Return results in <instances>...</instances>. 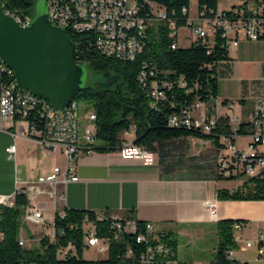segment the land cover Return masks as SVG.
I'll return each mask as SVG.
<instances>
[{
	"label": "trees",
	"instance_id": "obj_1",
	"mask_svg": "<svg viewBox=\"0 0 264 264\" xmlns=\"http://www.w3.org/2000/svg\"><path fill=\"white\" fill-rule=\"evenodd\" d=\"M8 6L29 13L34 0H6ZM146 12L148 4H155L165 12V21H172L177 29L187 25L189 0H139ZM218 0H197L199 14L206 17L216 13ZM67 35L75 48L77 64L87 67L99 80L81 88L74 101L83 102L86 110L94 114L95 143L93 152H115L122 145L131 143L145 151L155 154L157 166L162 177L178 180H205L219 182L224 179L216 170L217 152L225 143L232 142V130L227 115L215 116V125L207 134L179 127L169 122L173 115L188 112L195 104L209 106L218 96L219 80L231 74L232 60L228 56L225 39L215 35L212 43L196 41L187 47L176 46L175 38L169 36L167 24L159 23L148 31L141 44V51L134 61H123L106 56L95 47L96 35L90 31L67 29ZM13 76L5 73V79ZM155 84V85H154ZM243 98L246 82H242ZM162 92L163 97L154 99L153 88ZM37 103L47 102L35 98ZM225 103V102H224ZM212 107V106H211ZM211 107H209L210 110ZM34 111L30 124L40 129L41 121ZM38 117V116H37ZM34 122V124H33ZM242 126L241 123L239 124ZM244 133V127L239 129ZM123 135H129L123 138ZM189 139L210 143L212 162L207 165L192 164L183 160L180 146ZM221 139H225L224 142ZM179 152L178 157L175 153ZM194 161L195 158H187ZM186 167L188 177H181L180 170ZM185 168V169H186ZM250 184V185H249ZM216 198L225 200L264 201V182L258 178L245 180L236 190L218 189ZM27 199L22 192L14 195V207H0V264H140L139 258L145 251L144 243H137L135 236L124 235L109 245L106 259L88 261L83 258L85 251L80 231L84 218L96 220V213L85 210L64 209V217L57 213L54 218L55 230H64L51 242L40 234L37 248L26 249L19 245V228ZM135 219L131 211L124 217ZM138 228L144 222L137 221ZM244 223L241 220H222L216 223L217 245L214 259L210 264H247L228 258L229 251L237 245L233 242V225ZM97 234L104 236L105 222L96 221ZM74 225L73 230L69 228ZM166 252L154 254L149 264H188L180 262L177 256L175 234L172 231L160 232ZM68 240L73 241L75 249L65 256L58 255V248ZM130 252L128 255L127 253Z\"/></svg>",
	"mask_w": 264,
	"mask_h": 264
},
{
	"label": "built area",
	"instance_id": "obj_2",
	"mask_svg": "<svg viewBox=\"0 0 264 264\" xmlns=\"http://www.w3.org/2000/svg\"><path fill=\"white\" fill-rule=\"evenodd\" d=\"M3 5V14L12 18L17 25L26 28L33 22L32 16L17 8L10 7L6 0H0ZM49 20H57L61 29L76 31H90L96 35L95 47L106 56L123 61H134L141 51V44L148 36V31L159 23L167 24L169 36L175 38L176 46L188 45L196 42L212 43L215 35L219 34L225 39L228 51L238 46L241 40L264 41V0H238L228 8L217 9L209 17L199 14L191 20L189 8L187 11V25L177 29L174 22L165 21V12L155 4H148L150 13L146 12L144 5L139 0H45ZM185 29L186 33L180 41L178 31ZM5 73H13L0 60V129L10 134L13 138L24 135L35 142L43 144L52 151H61L64 157V169L54 168L52 173L38 178L32 183L16 181V191L12 196H0V207L13 208L15 193L22 192L27 199V206L23 209L22 219L28 224L44 228V234L51 242H57V236L64 230H55L54 218L48 219L45 212L55 208L56 201L64 202L63 188L69 182H77V163L81 154H92L95 120L90 111L86 114V125L80 127L78 103L68 104L65 111H55L37 103L26 91L20 90L14 84L5 83ZM155 85V84H154ZM151 96L154 99L163 97L162 92L153 88ZM234 103L226 102L225 107L233 110ZM205 105L195 104L188 112L173 115L169 122H179V127L194 129L202 133H209L215 125V116L209 115ZM36 119L41 121L40 129L29 125L34 113ZM196 112V114H195ZM38 116V117H37ZM230 118H242V126H230L232 142H227L218 150L216 157V170L224 181L235 182L236 190L245 180L258 178L264 182V99L259 98L253 108L246 114L229 115ZM10 127H5L6 124ZM17 124L12 131V125ZM34 124V122H33ZM244 127V133L239 129ZM222 142L225 139H221ZM206 143L207 141H200ZM121 159H139L145 165L156 163V156L141 147L131 143L122 145L117 150ZM9 159H14L15 145L6 149ZM239 183V184H238ZM250 185V184H249ZM205 206L210 215H215V205L206 201ZM59 214V213H58ZM96 220L84 218L80 231L82 242L86 249H96L98 254H108L109 245L117 242L124 235L135 236L137 243L146 245L145 251L139 258L140 264L152 262L154 254L166 252L165 244L160 239V232L150 222H144L143 228H138L136 219H125L106 214H95ZM62 218L64 212L59 214ZM96 221L105 222L102 228L104 236L97 234ZM69 228L73 230L74 225ZM242 224L233 225V242L238 245L241 240ZM264 237L259 234L256 241L243 242L242 248L256 247L257 259L264 261ZM19 245L24 247L19 237ZM75 249L74 243L68 240L58 248V255L65 256ZM130 252L127 253V255ZM228 258L233 259L232 251Z\"/></svg>",
	"mask_w": 264,
	"mask_h": 264
},
{
	"label": "crops",
	"instance_id": "obj_3",
	"mask_svg": "<svg viewBox=\"0 0 264 264\" xmlns=\"http://www.w3.org/2000/svg\"><path fill=\"white\" fill-rule=\"evenodd\" d=\"M228 56L232 60V78L237 82H232V79L219 81L217 98L205 107L209 113L212 106L213 114L209 115H237L234 113L237 107L241 108L239 115L247 114L259 98L264 99V41L241 40L228 52ZM243 81L246 82L244 98ZM254 85L257 91L253 90ZM255 91L258 96L249 97ZM224 102L234 103L233 110L227 109ZM12 126L15 131L17 124ZM5 127H10V124ZM122 137L128 139L129 135ZM0 140V196H12L17 180L32 183L51 174L54 168L64 169L61 151H52L24 135L13 138L0 132ZM11 145H15L14 159H9L6 153ZM17 164L30 168L25 179H19L22 171ZM77 176V182H69L59 188L64 191L65 200L61 203L56 201L55 208L45 212L49 220L56 212L63 213L64 209L87 210L119 218L133 211L137 221L150 222L157 231H172L177 243L179 237L202 238L208 229L216 233V223L222 220L243 221L240 236L254 233L252 238L257 239L259 234L264 237V201L217 200L218 189L232 191L233 187H220L221 181L167 179L161 176L157 159L155 164L145 165L139 159H121L117 151L83 153L78 159ZM206 201L215 205L213 217L205 206ZM179 247L178 243L180 262L204 264L202 260L180 259ZM237 247L239 251L246 250L240 245ZM237 262L247 263V260Z\"/></svg>",
	"mask_w": 264,
	"mask_h": 264
},
{
	"label": "water",
	"instance_id": "obj_4",
	"mask_svg": "<svg viewBox=\"0 0 264 264\" xmlns=\"http://www.w3.org/2000/svg\"><path fill=\"white\" fill-rule=\"evenodd\" d=\"M46 5V4H45ZM0 60L13 71L17 87L61 111L83 88V66L64 29L53 26L48 13L23 28L0 9Z\"/></svg>",
	"mask_w": 264,
	"mask_h": 264
},
{
	"label": "rangeland",
	"instance_id": "obj_5",
	"mask_svg": "<svg viewBox=\"0 0 264 264\" xmlns=\"http://www.w3.org/2000/svg\"><path fill=\"white\" fill-rule=\"evenodd\" d=\"M238 2V0H218V7L219 9L228 8L231 5H234ZM47 13V7L45 5V0H34V4L28 13L32 18H35L37 15ZM189 17L191 20H195L197 18V0H189ZM186 30L181 29L178 31V35L181 38L183 35H185ZM183 47H187L188 43L185 42L182 44ZM235 61H233V64ZM233 73H231L228 77H223L219 81L223 79H232L233 81H236L235 78L233 80ZM99 80V77H97L95 74H93L87 67H83V75H82V87H85L87 85H92L96 81ZM253 85V84H252ZM253 90H256V85H254ZM252 90V91H253ZM257 91V90H256ZM252 92V94L249 97H256L257 92ZM78 108H79V117H80V127L84 128L86 125V114H88V110H86L85 105L83 102H77ZM237 105V104H236ZM207 110V108H206ZM208 112V110H207ZM221 112V110H219ZM209 113L213 114V111L210 110ZM229 113V112H228ZM234 113L239 115L241 114V108L237 107L234 110ZM196 114V112H195ZM242 116H246V114H242ZM13 131V130H12ZM3 134H6L10 136L7 132L1 130L0 131ZM1 142V140H0ZM180 146V153L183 156V160L190 166L192 164H198V165H207V163L211 164L212 162V152L210 150V143H201L200 141L189 139L185 143H183ZM179 152L175 153L176 157H178ZM187 158H195L194 161H189ZM17 168L22 171L21 174L18 175L19 179L23 178L25 179V174L30 171V168H28L26 165L22 166L21 164H17ZM183 167L179 175L181 177H188L187 168ZM239 184V183H238ZM236 183L232 181H221L219 183L220 187H226V188H235ZM21 225L19 228V237L24 243V248L26 249H32L37 248V241L40 235L41 231H44V228H41L40 226H35L32 224H28L24 222V220L20 219ZM264 229V228H263ZM264 231V230H263ZM205 236L202 238H187L182 237L178 238V243L180 245L179 247V255L180 259L186 260V261H198L202 260L204 264H210L214 259L215 249L217 245V236L216 233L212 232V230L208 229L207 231L203 232ZM254 235V233L252 234ZM251 234H244L241 235L242 242H238L241 247L243 242H255L256 238H252ZM246 249V248H245ZM232 253L234 255L235 261L247 260V264H264V261L262 259H257V253H256V247L248 248L244 251H239L238 247H236L234 250H232ZM83 258L88 261H101L106 259V254H98L96 249H86L83 253Z\"/></svg>",
	"mask_w": 264,
	"mask_h": 264
},
{
	"label": "bare ground",
	"instance_id": "obj_6",
	"mask_svg": "<svg viewBox=\"0 0 264 264\" xmlns=\"http://www.w3.org/2000/svg\"><path fill=\"white\" fill-rule=\"evenodd\" d=\"M0 9H1V11L3 12V5H1V2H0ZM49 21H50V23H51L53 26L58 27V28H61V25H58V21H57V20H49ZM9 74H11V75L13 76L12 81H7V80L5 79V83H7V84H14V86H17V85H16V82H15L14 74H13V73H9ZM26 95H30V97H32V98H34V99H35V98H39V97L33 95V94L30 93V92H26ZM39 99H41V98H39ZM41 100H43V99H41ZM43 101H45V100H43ZM45 102H46V101H45ZM69 104H74V100L71 101ZM67 107H68V106H67ZM67 107L64 108V109L61 110V111H65V109H67ZM46 108L52 109V107L49 105L48 102H47ZM241 119H242V118H230V126H240L239 124L241 123ZM171 123L174 124V125H178V122H171ZM212 217H213V215H212Z\"/></svg>",
	"mask_w": 264,
	"mask_h": 264
},
{
	"label": "flooded vegetation",
	"instance_id": "obj_7",
	"mask_svg": "<svg viewBox=\"0 0 264 264\" xmlns=\"http://www.w3.org/2000/svg\"><path fill=\"white\" fill-rule=\"evenodd\" d=\"M34 19V18H33Z\"/></svg>",
	"mask_w": 264,
	"mask_h": 264
}]
</instances>
